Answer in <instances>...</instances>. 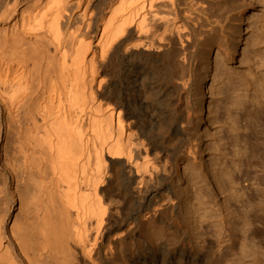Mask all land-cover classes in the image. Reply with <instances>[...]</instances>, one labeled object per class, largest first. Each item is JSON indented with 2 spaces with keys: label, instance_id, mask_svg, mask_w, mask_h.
Wrapping results in <instances>:
<instances>
[{
  "label": "bare ground",
  "instance_id": "obj_1",
  "mask_svg": "<svg viewBox=\"0 0 264 264\" xmlns=\"http://www.w3.org/2000/svg\"><path fill=\"white\" fill-rule=\"evenodd\" d=\"M214 1L0 0V264H209L210 240L168 260L169 243L141 228L169 218L182 230L181 158L193 161L182 174L193 185L207 181L175 101L194 91L206 54L231 59L235 17L252 19L247 2ZM231 105L244 121L231 144L242 149L219 175L211 163L218 187L207 190L228 192L214 210L224 251L237 231L264 241V107ZM192 194L200 206L202 192Z\"/></svg>",
  "mask_w": 264,
  "mask_h": 264
},
{
  "label": "rangeland",
  "instance_id": "obj_2",
  "mask_svg": "<svg viewBox=\"0 0 264 264\" xmlns=\"http://www.w3.org/2000/svg\"><path fill=\"white\" fill-rule=\"evenodd\" d=\"M216 2L218 3L219 1L216 0ZM216 2L213 5H216ZM239 2L249 4L246 5L247 16H250L249 18L252 19L248 20V18H246L241 22L235 17L236 21H233L235 31L232 40L233 45L231 46V59L225 61V64L221 62L222 60L219 58L224 57V55L222 52L217 51V49L206 54L203 60L204 69L203 71L199 70L202 75L200 76L197 85L194 86V91L191 95L179 92L175 101V109L178 111L177 113L181 118H183L184 125L188 123L186 124L188 128L186 135L188 134L187 137H191L188 139L198 140L199 153L196 166L202 169V174L207 181L193 185L194 183L190 181L187 176L182 175L184 168L188 166V164L191 165L193 161L181 158L178 161V168L174 182L178 195L181 190H187L185 198L183 197L182 199V222L179 225L182 230L177 232L176 228L173 226V221L169 218L162 223L145 224L141 228V233H143L142 235L144 238L149 240L152 244L160 239L169 243L167 247V250L169 251L166 254L168 260H171V257H174L177 251L180 252L183 248L186 249V247H193L192 250H195V253L204 252V244L201 241L208 239L212 242L213 246L211 253L208 255L209 264H264V241L251 234L244 235L237 231L236 234L238 239L237 237L235 238L236 240L234 239V247L226 251L223 250L222 247H224V241H226V238H223L220 232L222 229V226L219 223L220 221H218L220 218L216 217V215L218 216V213L216 214L214 210H216L222 203L223 197L227 196L228 192L225 191V194L223 195H218L216 192V197L207 194V190H212L213 186L215 189L218 187V183L213 176L210 175L209 170L211 163L214 162L216 164V172L219 175L220 171L223 172L226 168V164L229 166L230 160L233 157V150L238 147L242 149V146L240 145L235 147L231 144L235 134L238 133L243 137L244 133V121L241 119L236 120V114L241 113V111L232 107L231 103L239 99L242 103V107L249 110L253 108L252 106L256 109L259 107L258 105H261V102L264 103V100L261 99V90H264V60H262V58H264V43L258 48L259 50L261 49L258 51L259 53H257L259 54L258 57H260L258 60V57L256 59L252 57L254 48H250V43H247L250 42L249 38L251 40V36L252 39L253 36L256 37L255 35L258 34L257 32L264 35V5L260 3L257 4L256 2L254 3L253 0H236V3ZM256 18L257 20H254ZM254 21H258V23H255ZM257 27H259V29H257ZM261 27L263 30L260 29ZM263 35L261 36L263 37ZM247 44L249 45L247 46ZM177 46L180 48L179 45ZM252 58L253 61L255 59L256 63L254 62L253 64L251 61ZM259 60H262L261 64ZM256 64H258V67H262L258 68L256 66L255 68ZM251 65H254V67ZM222 68L226 69L223 70ZM226 78H229V81L225 86L222 83L224 80L226 81ZM219 93L221 94L220 96L218 95ZM226 94H229L228 97ZM257 102L260 104H257ZM260 107H264V104ZM228 109L231 111L228 112ZM229 116L230 119L228 118ZM237 117H239V115ZM237 127L239 130L234 132L233 129H237ZM222 153L227 154V156L222 157ZM235 162H237V160H235ZM261 180L262 186L264 187V174L261 177ZM208 182H210V184ZM224 187H226V189L228 187L226 181L224 182ZM196 189L203 194V197L200 198L199 201L200 206L197 205L195 201L192 202V193L194 191L196 192ZM217 196L220 200L217 199ZM191 202L198 210L197 215H192L191 213ZM211 207H214V209ZM205 213L211 214L212 218L206 219L207 221L204 220L203 215ZM223 215H226V212H223ZM236 220L237 218L233 217L229 221H226L225 226H223L229 230L232 225H234L233 227L235 228L237 225ZM208 221L212 223L210 224ZM230 231H232V229ZM242 244H245L247 247L244 251H249L250 253V255H246L248 257H245V259L239 254L242 250ZM223 253H227V255L224 254L225 256H223ZM176 259H174V261H177Z\"/></svg>",
  "mask_w": 264,
  "mask_h": 264
}]
</instances>
